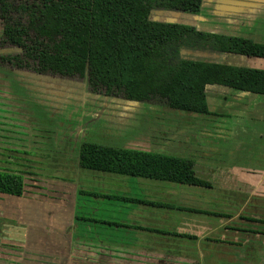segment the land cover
<instances>
[{"label": "trees", "instance_id": "1", "mask_svg": "<svg viewBox=\"0 0 264 264\" xmlns=\"http://www.w3.org/2000/svg\"><path fill=\"white\" fill-rule=\"evenodd\" d=\"M203 2L0 0V17L39 25L64 35L82 36L86 49V55H73L23 47L18 51L0 52V66L50 77L82 80L89 93L158 104L184 114L186 119L169 124L173 129H179V132L184 127L188 132L215 133V121L221 116L219 114H227L209 108L206 95L208 85L264 94V70L221 63L216 60V56L228 53L264 58V42L221 30L201 29L191 23L150 17L152 10H182L196 15ZM5 46L0 42V50ZM196 51L204 52L206 56L195 55ZM76 161L79 168L98 172L211 186L209 180L195 174L192 159L139 148H120L83 141ZM26 188L23 173L0 167V195L22 197ZM79 193L164 205L157 201L81 189ZM76 218L113 226L124 225L104 219ZM243 219L264 222L253 217ZM134 227L150 229L140 225ZM33 255L23 251L19 256L33 260ZM42 255L37 257L43 259L45 254Z\"/></svg>", "mask_w": 264, "mask_h": 264}, {"label": "crops", "instance_id": "2", "mask_svg": "<svg viewBox=\"0 0 264 264\" xmlns=\"http://www.w3.org/2000/svg\"><path fill=\"white\" fill-rule=\"evenodd\" d=\"M259 1L261 0H204L200 12L191 17L195 19V25L201 29L212 30L208 29L210 27L202 28L210 25L202 22L210 16L211 19H218L221 22V24L215 23L214 26L225 33L264 42V39L260 40L259 37L240 31L242 27H239L242 26L245 16L251 9L247 4ZM216 60L235 66L252 67L255 63L261 64L264 58L223 53L217 55ZM230 89L232 88L221 85L206 87L207 102L212 111H216L210 107L212 102H215L214 106L225 102L234 103L229 102L230 96L236 101L240 100V97L234 93L230 94L234 90ZM258 95L264 104V94ZM241 97L248 98L247 93H242ZM226 118L230 117L219 116L215 124L218 126L220 124L218 121ZM168 122L167 124L171 123ZM217 130L218 128L215 131ZM139 131L124 134L120 130H112V133L132 136L139 149L192 159L195 174L209 180L211 186L207 188L82 169L77 166L76 161L79 144L74 156L75 165L67 169V178L71 177L72 171L77 170V176H74L76 178L72 182H67L71 193H66L68 195L65 197L63 193L55 191L50 202L47 199L40 200L41 204L58 203L66 211V215L59 220H64L68 224L67 230L72 227L67 233L69 254L60 251L59 246H48V243L58 240L50 235L43 236L48 241L44 242L43 239L40 246H33L34 250L29 246L24 248L35 255H51L49 258H42L51 259L54 264H72L76 260L75 257L82 254L84 256L79 259L82 260V264H87L89 260H92L91 264H205V261L209 264H264V222L243 219L253 217L261 221V218H264L252 208L254 205H258L259 208L263 206L260 203L255 204L253 200L264 199V143H255L252 146L248 144L224 154V149L222 152L218 150V141L221 138L216 132L188 134L184 127L179 134H167L166 128L162 129L160 135H152L151 132L145 135ZM114 134L108 139L116 141ZM263 136L264 132L260 131L259 137L264 139ZM87 139L90 137L81 141H88ZM253 152L256 153L255 156L250 155ZM80 189L112 196L157 201L164 205L155 206L115 197H94L80 194ZM202 191L223 199L221 204H209H216L213 205L215 208L213 213L208 211L211 209L206 204L199 207L197 203L187 205L186 202H193L196 195ZM212 200L218 202L216 198ZM42 208L36 207L33 212L34 215L39 216V222H41L40 217H43L44 221L43 213H40ZM32 210H29L30 214ZM128 211L131 212L126 216L124 213ZM78 216L120 222L124 225L113 226L86 221L76 218ZM134 217L136 220L128 222ZM213 223L220 225L208 229L207 227ZM61 224L63 222L47 227L45 223L44 226L50 229H56L54 226H58L61 229ZM135 225L150 229L135 228ZM35 234L38 237V232ZM28 237L29 234H26V238ZM44 243H47V246H44ZM198 252L202 257H198L196 254ZM35 255L32 258L37 257ZM100 255L103 258H99ZM108 258L110 259L107 260Z\"/></svg>", "mask_w": 264, "mask_h": 264}, {"label": "rangeland", "instance_id": "3", "mask_svg": "<svg viewBox=\"0 0 264 264\" xmlns=\"http://www.w3.org/2000/svg\"><path fill=\"white\" fill-rule=\"evenodd\" d=\"M247 7L251 9L245 16L242 26H239L242 28L239 29L263 40L264 1L247 4ZM191 16L182 10H152L150 14L151 18L157 20H178L195 25V19ZM202 22L210 24L202 28L220 30L214 26L215 23L221 24L218 19H211L209 16ZM0 42L6 45L0 52L33 47L64 54L86 55L82 36L64 35L39 25L3 17H0ZM243 67L264 70V61L261 64L255 63L252 67ZM232 91L230 94L234 93L240 97L239 101L230 96L229 102L234 103L225 102L216 106L213 104L215 102L210 103V107L219 113L224 111L225 114L229 113L226 116L230 118L219 120L218 130L215 131L221 138L218 141V150L222 152L224 149V154L248 144L252 146L255 143H264V139L259 137L260 131L264 132V104L260 101L259 93ZM242 93H247L248 98L241 97ZM184 118L186 119L184 114L158 104L139 103L89 93L82 80L50 77L0 66V167L23 173L27 183V191L22 197L0 195V264H28L32 261V264L36 262L41 264L42 261V264H54L51 259L38 258L43 256L42 254L35 255L38 257H33V260L19 256L21 252L28 251L24 247L29 246L34 250L33 246H40L45 235L58 239L57 242L48 243V246H59L60 251L68 253L67 233L72 227L67 230L68 224L64 220H59L66 215V211L58 203L41 204L40 200H51L55 191L63 193L65 197L68 195L66 193H71L67 182H72L76 178L74 176H77V170L72 171L71 177L67 178V169L75 165L74 156L82 139L90 137L91 140L87 139L88 142L93 140L92 142L108 146L138 148L134 143L135 138L124 134L140 130L139 132L145 135L148 132L160 135L164 126L167 134H179V129H173L166 123L180 122ZM112 130H120L124 134H114ZM113 134L115 135L113 137L117 138L116 141L108 139ZM250 155L255 156L256 153ZM213 195L202 191L196 195L193 202L186 203L187 205L197 203L198 207L206 204L211 209L208 211L213 213L215 209L213 205L221 204L223 201L221 197ZM215 198L218 202H213L212 199ZM253 202L263 205L260 208L254 205L252 208L264 216V199L261 201L255 199ZM210 203L216 204L209 205ZM36 207L42 208L40 213H43L44 221L43 217H40L39 222V216L33 214ZM30 209H33L31 214ZM130 212L124 214L128 216ZM132 220L136 218H131L128 222H133ZM261 221H264V218H261ZM61 222H63L61 229L58 226H54L56 229L47 228ZM219 225L213 223L207 228L212 229ZM35 232H38V237ZM26 234L30 237L26 238ZM47 241L45 239L44 242ZM44 244L47 246V243ZM196 254L202 257L201 253ZM44 256L49 258L51 255ZM75 258V262L70 263L82 264V260L78 259L81 257ZM99 258L103 257L100 255ZM90 261L92 260L85 263L91 264ZM207 262L205 261V264H209Z\"/></svg>", "mask_w": 264, "mask_h": 264}, {"label": "water", "instance_id": "4", "mask_svg": "<svg viewBox=\"0 0 264 264\" xmlns=\"http://www.w3.org/2000/svg\"><path fill=\"white\" fill-rule=\"evenodd\" d=\"M263 1H264V0H263ZM165 21H169V22H179L178 20H176V21H174V20H165ZM199 52H200V51H196V52H194V54H195V55H199V56H200V55H202V56H206V54H205L204 52H200L201 54H200Z\"/></svg>", "mask_w": 264, "mask_h": 264}]
</instances>
